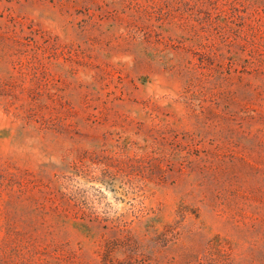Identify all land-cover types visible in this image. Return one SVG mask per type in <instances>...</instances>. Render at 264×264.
Wrapping results in <instances>:
<instances>
[{
	"label": "rangeland",
	"instance_id": "374dc122",
	"mask_svg": "<svg viewBox=\"0 0 264 264\" xmlns=\"http://www.w3.org/2000/svg\"><path fill=\"white\" fill-rule=\"evenodd\" d=\"M0 264H264V0H0Z\"/></svg>",
	"mask_w": 264,
	"mask_h": 264
}]
</instances>
